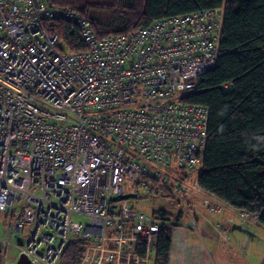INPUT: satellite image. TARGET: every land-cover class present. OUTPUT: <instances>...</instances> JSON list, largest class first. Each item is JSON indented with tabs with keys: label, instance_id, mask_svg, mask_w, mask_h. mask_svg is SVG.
<instances>
[{
	"label": "built area",
	"instance_id": "obj_1",
	"mask_svg": "<svg viewBox=\"0 0 264 264\" xmlns=\"http://www.w3.org/2000/svg\"><path fill=\"white\" fill-rule=\"evenodd\" d=\"M223 21V8L201 10L99 36L71 7L0 0L1 264L10 246L60 264L73 237L86 243L78 264H150L169 223L118 198L130 182L195 207L184 186L202 168L209 110L181 100L216 67Z\"/></svg>",
	"mask_w": 264,
	"mask_h": 264
},
{
	"label": "trees",
	"instance_id": "obj_2",
	"mask_svg": "<svg viewBox=\"0 0 264 264\" xmlns=\"http://www.w3.org/2000/svg\"><path fill=\"white\" fill-rule=\"evenodd\" d=\"M45 2L52 7L73 8L94 25L99 36L128 35L163 18L224 9L217 65L202 74L197 88L181 101L209 110L199 189L227 207L257 217L264 228V0H129L121 8L83 7L78 0ZM92 9L114 11L119 16L106 29L91 18ZM54 28L69 47L83 48L65 23H56ZM179 216L153 212V218L169 223L158 234L154 264L169 263L172 231L180 225ZM85 247L78 237L72 238L60 264H78Z\"/></svg>",
	"mask_w": 264,
	"mask_h": 264
},
{
	"label": "crops",
	"instance_id": "obj_3",
	"mask_svg": "<svg viewBox=\"0 0 264 264\" xmlns=\"http://www.w3.org/2000/svg\"><path fill=\"white\" fill-rule=\"evenodd\" d=\"M192 212L197 228H174L168 264H264V228L256 220H246L230 207ZM178 219L187 222L185 214Z\"/></svg>",
	"mask_w": 264,
	"mask_h": 264
},
{
	"label": "rangeland",
	"instance_id": "obj_4",
	"mask_svg": "<svg viewBox=\"0 0 264 264\" xmlns=\"http://www.w3.org/2000/svg\"><path fill=\"white\" fill-rule=\"evenodd\" d=\"M80 3V6H115V8H121L123 7L129 0H78ZM90 16L91 18L96 21L97 23H99L100 25H102L103 27H105L107 29L108 26H112L113 24H115V22L118 19V14L115 13L114 11H106V10H101V9H92L90 12ZM204 160V159H203ZM202 168H203V162H202ZM201 168V170H202ZM200 170V172H201ZM200 172H195L192 173L191 177L188 179L187 183L185 184L184 188H185V195H186V199L188 201L191 202V204H193L195 207L192 208L191 205H189V208L187 207L188 204H181L179 202V200L175 199V198H171V197H167V198H155L152 197L150 195H148L146 192L140 191L139 193V198H134V199H129V203L139 212H142L144 214H146L147 216H152L153 212H158V211H166L170 214H172L173 216L177 217L178 215L181 214H185V218L189 219L188 216L190 217L189 222L188 220L184 219L186 222V226L184 223L180 222L179 220V224L180 226H184L187 228H197L196 222H195V215L193 214L192 210H197L198 208H202L204 210L205 209L202 204L204 202V200H206V196L203 194L204 191L199 189V185H198V179H199V175ZM134 189L131 188V183L130 182H126V186H125V194L129 195V194H134ZM193 195H197V199L193 198ZM210 195V194H209ZM218 199V198H217ZM219 200V199H218ZM220 201V200H219ZM223 204V207L221 210H223L224 208H226L227 206L220 201ZM221 210L217 211L220 212ZM209 211V210H208ZM210 212V211H209ZM240 215L244 218L243 213L246 212H239ZM181 217V216H179ZM178 217V218H179ZM246 220H257V217L253 216L250 218H244ZM74 220L77 222H80L84 225L87 224V220H85L82 217L79 216H75ZM190 225V226H188ZM177 227H179L177 225ZM7 219H5L4 215L0 216V238H4L6 236L7 233ZM223 234L227 235V231L226 230H220ZM74 238V237H73ZM17 240L19 241L20 244H22V240L17 238ZM13 244V243H12ZM158 244L152 254L151 257V262L155 259L156 257V250H157ZM20 250H17L14 246H10L7 249V253H6V264H16L17 262H19V260L21 259V257L23 255H19ZM28 260V259H27ZM2 262V258L0 259V264ZM150 262V263H151ZM29 260H28V264H29Z\"/></svg>",
	"mask_w": 264,
	"mask_h": 264
},
{
	"label": "water",
	"instance_id": "obj_5",
	"mask_svg": "<svg viewBox=\"0 0 264 264\" xmlns=\"http://www.w3.org/2000/svg\"><path fill=\"white\" fill-rule=\"evenodd\" d=\"M136 197H137L136 195L129 194V195H124L118 199L123 200V199H131V198H136ZM16 264H28V260L24 256H22L21 259L19 260V262H17Z\"/></svg>",
	"mask_w": 264,
	"mask_h": 264
},
{
	"label": "bare ground",
	"instance_id": "obj_6",
	"mask_svg": "<svg viewBox=\"0 0 264 264\" xmlns=\"http://www.w3.org/2000/svg\"><path fill=\"white\" fill-rule=\"evenodd\" d=\"M40 1H43V3L46 4L45 0H40ZM47 5H49V4H47ZM49 6H50L51 8H53V9H61V8H57V7H52L51 5H49ZM72 9H73V8H72ZM78 14H79V13H78ZM79 15H80V14H79ZM81 17H82L83 19H85L82 15H81ZM85 20L89 22L88 19H85ZM90 24H91L93 30L95 31L94 25H93L92 23H90ZM68 31H69V33H71L69 27H68ZM196 88H197V84H196V87H195L193 90H195ZM193 90H191V91H193ZM131 195H136V196H137L136 198H139V195H138V194H131ZM131 199H134V198H131Z\"/></svg>",
	"mask_w": 264,
	"mask_h": 264
}]
</instances>
